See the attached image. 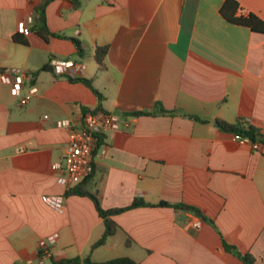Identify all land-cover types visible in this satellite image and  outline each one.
Masks as SVG:
<instances>
[{"label": "crops", "instance_id": "1", "mask_svg": "<svg viewBox=\"0 0 264 264\" xmlns=\"http://www.w3.org/2000/svg\"><path fill=\"white\" fill-rule=\"evenodd\" d=\"M224 1L52 0L44 39L31 30L40 0H0V71L33 74L19 94L0 78V264H246L223 242L264 264V33L228 22ZM236 1L264 21V0ZM57 59L82 64L75 77L92 80L103 109L121 117L78 184L104 209L147 203L114 215L117 230L96 247L105 227L93 200L58 181L68 131L57 122L78 125L97 97ZM239 119L259 132L257 149L219 124ZM44 195L63 196V209Z\"/></svg>", "mask_w": 264, "mask_h": 264}, {"label": "trees", "instance_id": "2", "mask_svg": "<svg viewBox=\"0 0 264 264\" xmlns=\"http://www.w3.org/2000/svg\"><path fill=\"white\" fill-rule=\"evenodd\" d=\"M52 0H40L39 4H37L32 11V25H31V30L34 31L36 34L41 36L44 39H47L50 35H53V33L49 30L47 21H46V6L51 2ZM72 7L73 8H78L81 4V0H71ZM220 14L230 23L237 24V25H242L245 27H248L250 30L255 31V32H261L264 33V21L254 14L251 11H248L244 9L236 0H225L221 7H220ZM13 39L16 42L19 43H26V38L22 34H14ZM107 52V47L102 46L98 47L96 50V60L98 63L101 65L102 63V58ZM45 69L46 67H42L41 70ZM3 71H0V73ZM33 76V74H32ZM70 80L72 81H82L85 83L91 90L92 92L96 95L97 97V103L94 108H84V113L85 112H92V113H108L103 109V95L100 93V91L93 85L92 80L86 79V78H79V77H69ZM148 111H134L131 112L130 114L132 115H141V114H148ZM196 118L195 116H191ZM219 124L222 129L225 131L231 132V133H237L242 136H246L250 138L251 141H262V139H257V135H259V132L255 130L251 126H244L243 122L241 119H239L236 123H226L224 121H219ZM83 184H77L73 188L66 190V195H83V196H88L90 197L96 207V210L99 214V216L102 218L104 222V232L102 236L93 244V247L103 245L107 239L115 233V231L118 228L117 223L114 221L113 216L123 212L127 209L136 207V206H141V205H146L147 203L142 200L141 198H134L132 203L126 207L122 208H112V209H104L100 203L99 199L97 198L96 194L91 193L88 191L85 187L82 186ZM159 206H169L168 203L166 202H159ZM175 207H180L183 209L187 210H193L195 214L198 216L199 211L197 209H194V207H190L189 205H174ZM130 240H128L127 244H129ZM223 246L226 250L231 251L236 253L240 258L246 263V264H255L254 259L251 255L249 254H240L236 252L234 247L229 245L226 242H223ZM42 257V252H39L38 258ZM71 263H82V264H137V262L128 257V256H118L115 258H111L105 261H93L91 260L88 256L84 257L83 259L80 258H73V259H64V260H54L51 262V264H71ZM18 264V263H15Z\"/></svg>", "mask_w": 264, "mask_h": 264}, {"label": "built area", "instance_id": "3", "mask_svg": "<svg viewBox=\"0 0 264 264\" xmlns=\"http://www.w3.org/2000/svg\"><path fill=\"white\" fill-rule=\"evenodd\" d=\"M24 35L29 34V29H22ZM69 77H75L82 72V64L67 60H55ZM3 82L12 84L13 91L19 94L24 79H31L32 73L22 68H12L0 73ZM27 97L20 100L21 104L26 103ZM121 117L114 113H92L85 112L81 122L76 125L68 119L57 122L59 127L68 131V140L63 149V160L65 162L63 173L58 177V181L69 190L87 178L93 170V151L98 144L100 135L109 130H115L119 127ZM232 138L240 142H250L253 149L259 147L258 141H251L250 138L237 133H232ZM43 200L52 208L61 211L64 206V197L60 195H44ZM200 219L194 222L195 227L200 226ZM57 236L50 237V241H56ZM47 255L44 251L42 257Z\"/></svg>", "mask_w": 264, "mask_h": 264}, {"label": "water", "instance_id": "4", "mask_svg": "<svg viewBox=\"0 0 264 264\" xmlns=\"http://www.w3.org/2000/svg\"><path fill=\"white\" fill-rule=\"evenodd\" d=\"M257 138H261V136H260V135H258V136H257Z\"/></svg>", "mask_w": 264, "mask_h": 264}]
</instances>
